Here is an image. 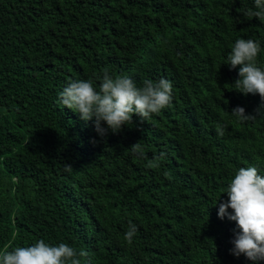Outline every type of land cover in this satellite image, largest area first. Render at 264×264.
Masks as SVG:
<instances>
[{"label": "trees", "instance_id": "16d2710c", "mask_svg": "<svg viewBox=\"0 0 264 264\" xmlns=\"http://www.w3.org/2000/svg\"><path fill=\"white\" fill-rule=\"evenodd\" d=\"M253 7L0 0V251L43 239L86 251L82 264H252L230 254L236 226L217 212L239 168L264 176V108L237 122L232 109L254 114L261 101L235 92L239 66L225 65L243 38L260 43L264 67V23L241 11ZM105 69L138 86L170 80L171 105L100 137L58 98L72 81L98 88ZM138 141L145 158L130 149ZM161 152L160 167H147Z\"/></svg>", "mask_w": 264, "mask_h": 264}, {"label": "clouds", "instance_id": "9594fccd", "mask_svg": "<svg viewBox=\"0 0 264 264\" xmlns=\"http://www.w3.org/2000/svg\"><path fill=\"white\" fill-rule=\"evenodd\" d=\"M248 18H255L264 23V0H254V7L241 10ZM261 46L258 41L238 38L235 40L225 65L229 70L239 66L238 79L230 86L242 95H258L260 105L254 114H246L243 107L232 109L231 115L243 124L257 118L264 108V67L258 65ZM172 82L166 78L158 81L145 79L141 85L127 75L113 77L105 69L97 88L92 80L69 82L59 94L58 102L79 115L84 122L93 121L95 131L100 137L108 132L117 134L122 126L132 124L133 116L141 122L169 107L172 101ZM217 134H225L224 126L218 124ZM132 153L145 158L144 149L136 142L130 146ZM166 156L161 152L148 161L147 167L159 168L160 161ZM71 165H65V171L71 172ZM227 201H221L217 217L227 218L235 223L233 248L230 254L243 255L245 259L258 264L264 261V176L254 166L239 168L227 187L222 190ZM231 210V211H229ZM138 229L129 223L124 234V241L131 245ZM86 251H79L66 243L50 245L43 239L31 246L15 247L11 251H0V264H82Z\"/></svg>", "mask_w": 264, "mask_h": 264}]
</instances>
